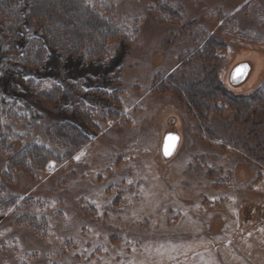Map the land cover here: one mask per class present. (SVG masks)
I'll list each match as a JSON object with an SVG mask.
<instances>
[{"label": "rangeland", "instance_id": "1", "mask_svg": "<svg viewBox=\"0 0 264 264\" xmlns=\"http://www.w3.org/2000/svg\"><path fill=\"white\" fill-rule=\"evenodd\" d=\"M86 1L127 32L107 57L26 68L0 30V264H264V0ZM40 34L26 12L19 54ZM214 72L250 101L214 103ZM31 144L54 160L13 168Z\"/></svg>", "mask_w": 264, "mask_h": 264}, {"label": "trees", "instance_id": "2", "mask_svg": "<svg viewBox=\"0 0 264 264\" xmlns=\"http://www.w3.org/2000/svg\"><path fill=\"white\" fill-rule=\"evenodd\" d=\"M47 2L49 6H46ZM79 7L82 12L78 11ZM29 11L33 24L41 30V34L40 37L28 39L20 55L19 43L25 32V14ZM71 12L81 15V19L66 17ZM114 21L107 10L92 7L86 0H0V30L3 29L9 38V50L17 55L20 64L26 68L41 67L48 58L49 49L67 59L83 57L87 61L107 57L108 43L127 35ZM56 24L60 25V31L55 29ZM212 78L216 83L212 90L214 103L228 102L238 108L239 102L250 101L230 92L215 72ZM33 90L39 98L46 100L59 98L61 92L59 86L42 88L41 84H34ZM52 128V142L63 147L68 158L87 144L84 135L70 125H56ZM68 130L73 134L69 135ZM52 160L53 153L40 144L28 145L10 158L13 168L23 170L35 166L43 168Z\"/></svg>", "mask_w": 264, "mask_h": 264}, {"label": "water", "instance_id": "3", "mask_svg": "<svg viewBox=\"0 0 264 264\" xmlns=\"http://www.w3.org/2000/svg\"><path fill=\"white\" fill-rule=\"evenodd\" d=\"M251 66L249 64H240L235 67L231 74V82L234 84L242 83L249 75ZM179 143V137L177 135L169 134L166 136L163 154L169 158L174 153Z\"/></svg>", "mask_w": 264, "mask_h": 264}]
</instances>
